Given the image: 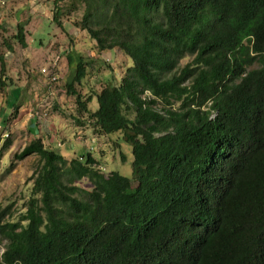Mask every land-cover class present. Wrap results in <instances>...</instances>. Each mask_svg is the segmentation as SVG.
<instances>
[{"label":"trees","instance_id":"1","mask_svg":"<svg viewBox=\"0 0 264 264\" xmlns=\"http://www.w3.org/2000/svg\"><path fill=\"white\" fill-rule=\"evenodd\" d=\"M50 5L56 22L79 10L73 26L98 53L131 61L113 81L94 72V88L80 84L89 62L79 56L64 83L76 126L130 144L131 175L109 171L82 188L91 153L73 169L34 137L14 155L35 154L38 167L18 217L0 208V264H264V0ZM0 63L1 87V52Z\"/></svg>","mask_w":264,"mask_h":264},{"label":"rangeland","instance_id":"2","mask_svg":"<svg viewBox=\"0 0 264 264\" xmlns=\"http://www.w3.org/2000/svg\"><path fill=\"white\" fill-rule=\"evenodd\" d=\"M51 1L0 0L2 73L10 78L0 87V208L9 206L13 217L25 209L32 184L29 178L38 167L35 154L18 160L14 155L39 135L45 144L56 138L57 143L51 148L64 155L73 169L84 165L86 154L91 153L95 163L89 166L90 172L78 179L82 188L94 191V183L109 171L131 175L130 144L118 132L96 136L89 128L76 126L72 115L79 116L80 112L74 97L64 91V83L75 74L79 56L89 62L85 65L86 77L81 78L80 84L94 88H98L97 81L92 79L94 72L102 80L113 81L124 74L131 61L119 50L98 53L86 31L73 26L80 18L79 10L60 16L59 22L52 20ZM17 23L24 28L26 47L12 38ZM3 39L9 41L13 50L1 43ZM67 54L71 57L70 65ZM93 55L106 62L95 59L96 63H91L89 58ZM188 60L185 58L180 64ZM49 74L56 79L49 78ZM76 89H79L77 84ZM96 105L92 100L89 108L94 110ZM31 126H38L37 133L28 130ZM4 133L6 136L2 137ZM11 162L14 164L9 167ZM4 244L5 240L0 237V256Z\"/></svg>","mask_w":264,"mask_h":264},{"label":"crops","instance_id":"3","mask_svg":"<svg viewBox=\"0 0 264 264\" xmlns=\"http://www.w3.org/2000/svg\"><path fill=\"white\" fill-rule=\"evenodd\" d=\"M29 122H30V124H29V126H30L32 122H31V120H29ZM30 129H32V131H33L32 133H37V131H38V126H37V127L31 126V127L28 128V130H30ZM52 130H53V129H52ZM39 137H43V136H40V135H39ZM57 137H58V136H57ZM42 139H43V138H42ZM42 141H43V140H42ZM43 143H44V142H43ZM56 143H57V139L55 138L54 141H52V142H50V143H46V144H47V146H50V147H51V146H54ZM52 149H53V148H52ZM53 150H54V149H53Z\"/></svg>","mask_w":264,"mask_h":264},{"label":"built area","instance_id":"4","mask_svg":"<svg viewBox=\"0 0 264 264\" xmlns=\"http://www.w3.org/2000/svg\"><path fill=\"white\" fill-rule=\"evenodd\" d=\"M42 72H44V69H42L41 70ZM49 78H51L52 80H55L56 79V76L55 75H53V74H49V76H48ZM4 136H6V134L4 133V134H2V137H4Z\"/></svg>","mask_w":264,"mask_h":264}]
</instances>
